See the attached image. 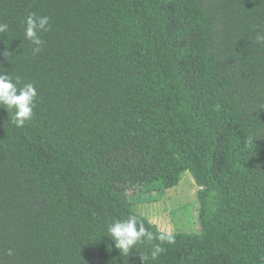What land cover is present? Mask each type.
<instances>
[{
	"label": "trees",
	"instance_id": "1",
	"mask_svg": "<svg viewBox=\"0 0 264 264\" xmlns=\"http://www.w3.org/2000/svg\"><path fill=\"white\" fill-rule=\"evenodd\" d=\"M0 23V72L37 90L22 127L0 106V264H264V0H0ZM186 172L201 233L121 254L115 220L163 234L127 188Z\"/></svg>",
	"mask_w": 264,
	"mask_h": 264
},
{
	"label": "clouds",
	"instance_id": "2",
	"mask_svg": "<svg viewBox=\"0 0 264 264\" xmlns=\"http://www.w3.org/2000/svg\"><path fill=\"white\" fill-rule=\"evenodd\" d=\"M24 23L25 38L34 46L33 54H38L44 44L40 34L50 30L49 17L37 16L35 13L30 12L27 14ZM8 30L9 25L7 23H0V34L6 33ZM256 41L264 43V34L258 33ZM20 84L19 77L14 79L11 75L0 72V106L11 110L12 123L17 127H22L26 121L32 119L37 97L34 84L27 83L19 86ZM108 234L121 254H129L137 244L143 243L144 240L153 241L158 239L170 245L175 242V237L171 232L156 236L135 215H129L126 220H115L108 226ZM164 251L165 249L157 244L150 256L152 259H156L158 254ZM8 254L11 255L12 251L9 250ZM140 259L142 264H146L149 260V254L141 253Z\"/></svg>",
	"mask_w": 264,
	"mask_h": 264
},
{
	"label": "rangeland",
	"instance_id": "3",
	"mask_svg": "<svg viewBox=\"0 0 264 264\" xmlns=\"http://www.w3.org/2000/svg\"><path fill=\"white\" fill-rule=\"evenodd\" d=\"M199 191L192 174L186 172L173 189L137 184L127 188L126 196L135 212L161 232L200 234Z\"/></svg>",
	"mask_w": 264,
	"mask_h": 264
}]
</instances>
